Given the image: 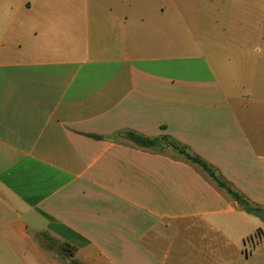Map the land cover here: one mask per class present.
Segmentation results:
<instances>
[{"label":"crops","instance_id":"0c3cea01","mask_svg":"<svg viewBox=\"0 0 264 264\" xmlns=\"http://www.w3.org/2000/svg\"><path fill=\"white\" fill-rule=\"evenodd\" d=\"M169 5L264 10V0H0V264H264L263 219L177 151L126 137L171 138L264 208L251 96H238L239 113L210 43L184 37ZM240 49L244 66L258 62L242 77L264 103V37Z\"/></svg>","mask_w":264,"mask_h":264},{"label":"rangeland","instance_id":"374dc122","mask_svg":"<svg viewBox=\"0 0 264 264\" xmlns=\"http://www.w3.org/2000/svg\"><path fill=\"white\" fill-rule=\"evenodd\" d=\"M165 17L171 22H177V26L183 27L186 36L191 37L197 35L200 39H205L210 43V49L206 48L210 56V62L216 70L219 79L226 87L234 104L238 107L239 113H245V109L241 108L238 96H251V104L247 109V114L255 113L257 118V128L259 132L252 134L258 152L264 161V103L255 102L262 99L263 92H260L254 81L242 77V69L245 67L250 72L256 68L257 60H252L248 66H244L241 54V39L248 35L257 40L264 37V10L255 12L242 10H215V11H198V10H182V12L172 11L170 5L164 13ZM206 30L204 34L199 32ZM231 57V58H228ZM252 74V75H251ZM264 99V98H263ZM264 221V220H263ZM262 252L264 253V241L262 244ZM51 256V252H46Z\"/></svg>","mask_w":264,"mask_h":264},{"label":"trees","instance_id":"16d2710c","mask_svg":"<svg viewBox=\"0 0 264 264\" xmlns=\"http://www.w3.org/2000/svg\"><path fill=\"white\" fill-rule=\"evenodd\" d=\"M126 135L129 140L139 147L151 150H165L166 148H171L184 156L186 160L200 165L202 169L209 174L210 178L216 182L219 187L225 189L243 210L264 220V208L253 204L229 183L223 181L213 167L199 157L194 156L188 148L181 146L166 136L159 139H150L133 132H129Z\"/></svg>","mask_w":264,"mask_h":264}]
</instances>
